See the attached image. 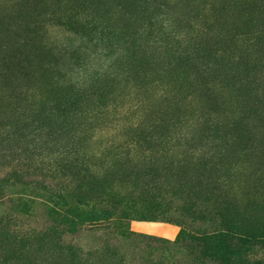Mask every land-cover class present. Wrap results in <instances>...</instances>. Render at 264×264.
Returning <instances> with one entry per match:
<instances>
[{
  "label": "rangeland",
  "instance_id": "374dc122",
  "mask_svg": "<svg viewBox=\"0 0 264 264\" xmlns=\"http://www.w3.org/2000/svg\"><path fill=\"white\" fill-rule=\"evenodd\" d=\"M0 264H264V0H0Z\"/></svg>",
  "mask_w": 264,
  "mask_h": 264
},
{
  "label": "trees",
  "instance_id": "16d2710c",
  "mask_svg": "<svg viewBox=\"0 0 264 264\" xmlns=\"http://www.w3.org/2000/svg\"><path fill=\"white\" fill-rule=\"evenodd\" d=\"M154 30L156 29H161L163 31H166L167 35H172L175 37H181V34L177 33L174 29H173V24L171 21H167L165 22V24H160L158 26V22L155 23ZM122 130H124V134L126 136H129V134L133 135V137L139 138L141 134H143L145 132V130L148 131V128L145 126V122L142 121L138 124H133L131 126L127 125L124 126V128H122ZM122 130L120 131V133H122ZM122 144V143H120ZM119 144V145H120ZM120 159L117 157V160ZM134 158H132L133 160Z\"/></svg>",
  "mask_w": 264,
  "mask_h": 264
},
{
  "label": "crops",
  "instance_id": "0c3cea01",
  "mask_svg": "<svg viewBox=\"0 0 264 264\" xmlns=\"http://www.w3.org/2000/svg\"><path fill=\"white\" fill-rule=\"evenodd\" d=\"M141 230H143V231H147V232H152V233H154V232H157V231H161V233L162 232H166V233H169L170 234V237H173V235H177V229L175 228V227H167V229H165V228H161V229H158L157 230V228H155V226H150V225H143L142 226V228H141Z\"/></svg>",
  "mask_w": 264,
  "mask_h": 264
}]
</instances>
